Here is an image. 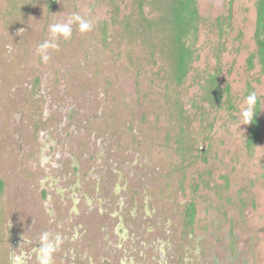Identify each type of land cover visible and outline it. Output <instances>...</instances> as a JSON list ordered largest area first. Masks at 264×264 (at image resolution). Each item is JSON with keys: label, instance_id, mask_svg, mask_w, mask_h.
I'll list each match as a JSON object with an SVG mask.
<instances>
[{"label": "rangeland", "instance_id": "1", "mask_svg": "<svg viewBox=\"0 0 264 264\" xmlns=\"http://www.w3.org/2000/svg\"><path fill=\"white\" fill-rule=\"evenodd\" d=\"M152 1L0 0V264H264L260 0H194L180 80Z\"/></svg>", "mask_w": 264, "mask_h": 264}, {"label": "trees", "instance_id": "2", "mask_svg": "<svg viewBox=\"0 0 264 264\" xmlns=\"http://www.w3.org/2000/svg\"><path fill=\"white\" fill-rule=\"evenodd\" d=\"M153 1L156 7L161 6L159 7L157 23L159 22L161 25L162 22L166 26L171 28L167 36V43L170 44L169 45L170 53L172 55L174 54L175 57L174 71L176 74V78L180 80L184 76L185 72H183L182 69L184 68V65H186L185 60L186 57L188 56V51L182 44V38L187 32V29L191 27L189 22L192 19V16L196 13V11L194 10L195 7L194 5H192V2L194 0H153ZM258 12L259 14H261L260 18L258 19L259 20L258 27L259 29L264 30V0H260L258 4ZM49 137L50 135L46 132V136L40 141V147L42 150L49 148L51 151H54L55 148L57 147V144H55L54 139L51 140L50 142L46 141V138ZM47 159L48 157H44L43 155H41L39 160L41 163H44V161H46ZM73 171H74L73 174H76L77 168L74 167ZM54 189L59 194H61L62 189L60 187L54 185ZM115 190L117 191V189ZM70 198L73 202L77 200L74 197L73 198L70 197ZM115 230L117 231L118 240H116L114 243H111L114 249L123 247V243H124L123 241H126L127 239L126 230L123 228V226L120 223L115 227ZM144 245L145 246L147 245V247L142 250L140 249L139 255H142L141 253H143V250L148 249V246L150 244L145 243ZM125 257L126 256L124 253L123 258H121V261H124Z\"/></svg>", "mask_w": 264, "mask_h": 264}, {"label": "clouds", "instance_id": "3", "mask_svg": "<svg viewBox=\"0 0 264 264\" xmlns=\"http://www.w3.org/2000/svg\"><path fill=\"white\" fill-rule=\"evenodd\" d=\"M74 23H77L79 25V30L82 33L90 31L92 28L91 23L82 18L79 14H73L64 23L50 25L49 31L51 33L52 39L45 40L39 45L38 48L43 61L47 62L50 59V56L48 55L49 49H57L58 41L61 38H63L64 40H68L72 37V26ZM257 102L258 98L255 92L249 94L245 98V106L241 109V117L244 121V124H248L253 120ZM43 251H46V249H42V252ZM13 264H16L15 255H13ZM42 264H48V259L46 257H42Z\"/></svg>", "mask_w": 264, "mask_h": 264}, {"label": "flooded vegetation", "instance_id": "4", "mask_svg": "<svg viewBox=\"0 0 264 264\" xmlns=\"http://www.w3.org/2000/svg\"><path fill=\"white\" fill-rule=\"evenodd\" d=\"M17 241H19V237L12 238L11 246L14 247L15 244L17 243ZM46 250H47V248H46ZM46 253L48 254V250L46 251ZM21 263H22V259L21 258H19V259L16 258V264H21ZM10 264H13V253H11V256H10Z\"/></svg>", "mask_w": 264, "mask_h": 264}]
</instances>
